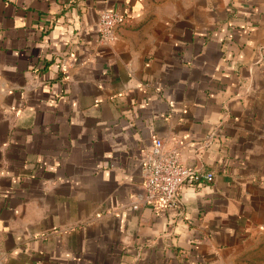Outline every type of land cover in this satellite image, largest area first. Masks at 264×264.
<instances>
[{"label":"crops","instance_id":"1","mask_svg":"<svg viewBox=\"0 0 264 264\" xmlns=\"http://www.w3.org/2000/svg\"><path fill=\"white\" fill-rule=\"evenodd\" d=\"M155 139L212 174L176 209L144 202ZM0 256L264 264V0H0Z\"/></svg>","mask_w":264,"mask_h":264},{"label":"built area","instance_id":"2","mask_svg":"<svg viewBox=\"0 0 264 264\" xmlns=\"http://www.w3.org/2000/svg\"><path fill=\"white\" fill-rule=\"evenodd\" d=\"M123 22L124 17L120 13L102 10L96 23L98 41H112ZM141 172L144 202L156 210L176 209L178 195L184 185L212 179L211 173L200 174L183 165L176 151L163 150L159 139L153 141L152 147L143 156Z\"/></svg>","mask_w":264,"mask_h":264},{"label":"rangeland","instance_id":"3","mask_svg":"<svg viewBox=\"0 0 264 264\" xmlns=\"http://www.w3.org/2000/svg\"><path fill=\"white\" fill-rule=\"evenodd\" d=\"M0 264H1V256H0Z\"/></svg>","mask_w":264,"mask_h":264}]
</instances>
